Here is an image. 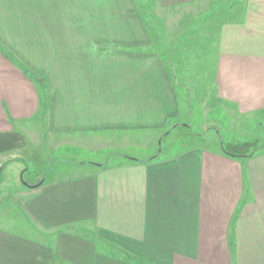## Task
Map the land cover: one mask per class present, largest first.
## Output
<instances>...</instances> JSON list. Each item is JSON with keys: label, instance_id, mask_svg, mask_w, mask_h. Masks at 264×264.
Returning a JSON list of instances; mask_svg holds the SVG:
<instances>
[{"label": "crops", "instance_id": "0c3cea01", "mask_svg": "<svg viewBox=\"0 0 264 264\" xmlns=\"http://www.w3.org/2000/svg\"><path fill=\"white\" fill-rule=\"evenodd\" d=\"M155 2L208 15L218 96L242 115L264 111V0ZM138 5L0 0V43L24 67L0 51V157L37 153L41 168L1 219L0 264H264V152L118 150L138 134L161 145L181 108ZM60 135L84 137L67 161L45 152Z\"/></svg>", "mask_w": 264, "mask_h": 264}, {"label": "rangeland", "instance_id": "374dc122", "mask_svg": "<svg viewBox=\"0 0 264 264\" xmlns=\"http://www.w3.org/2000/svg\"><path fill=\"white\" fill-rule=\"evenodd\" d=\"M137 1L139 11L142 12L154 40L152 47L163 57L175 84L181 108L179 116L171 123L169 129L171 132L162 137L161 145L153 142L152 145L147 146L145 138L155 141L154 135L138 134L132 136L131 147H119V152L143 159L156 155L161 150L177 153L181 148L200 145L208 149L220 150L222 144L246 141H257L256 150H264V111L242 115L233 105L218 96L215 83V53L209 50L206 42L208 36L205 37V32L201 29V23L207 19L208 15L196 14L194 11H164L157 6L155 0ZM55 139L58 142V145H55L56 148L49 147V141L52 139L47 138L48 146L45 152L49 156L52 155L53 159L58 157L67 161L73 156L70 151H75L74 148L71 150L68 148L72 146V140H83L84 137L60 135ZM111 140L113 138L106 141V144L111 145ZM122 141L115 139L114 142L122 144ZM34 142H36L35 139L30 148L39 150ZM124 142L129 141L124 140ZM60 145L64 146L59 148ZM263 150L261 152H264ZM76 153L74 155L77 156H75L77 161L81 158L86 161L98 160V158H92L94 156L92 153ZM257 153L260 154V152ZM28 154L30 156H27ZM28 154L15 163L8 160L6 156L0 157L1 224L2 218L12 220L17 214L16 207L19 204L15 202L17 199L15 195L19 187L24 186L32 175L40 172L37 153L29 152Z\"/></svg>", "mask_w": 264, "mask_h": 264}, {"label": "trees", "instance_id": "16d2710c", "mask_svg": "<svg viewBox=\"0 0 264 264\" xmlns=\"http://www.w3.org/2000/svg\"><path fill=\"white\" fill-rule=\"evenodd\" d=\"M0 51L8 58L10 59L13 63L21 66L23 69L24 67L22 64L18 61V59L11 53L9 52L1 43H0ZM258 145L257 141L254 142H230L227 144H222L221 149L222 153L224 156L235 159V160H241L244 158H250L257 152L262 153L259 150H256ZM264 148V147H263ZM264 151V150H263ZM259 154V153H257Z\"/></svg>", "mask_w": 264, "mask_h": 264}]
</instances>
